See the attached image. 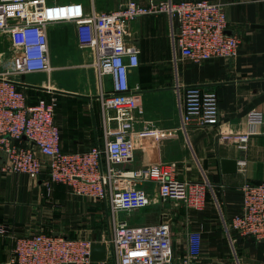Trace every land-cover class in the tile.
I'll list each match as a JSON object with an SVG mask.
<instances>
[{"label":"crops","instance_id":"obj_1","mask_svg":"<svg viewBox=\"0 0 264 264\" xmlns=\"http://www.w3.org/2000/svg\"><path fill=\"white\" fill-rule=\"evenodd\" d=\"M78 1L85 8L111 11L127 0H47ZM145 4L149 0H135ZM179 1V0H173ZM225 4L226 33L238 38L234 57H212L194 62L178 51L173 53L170 25L164 13L140 15L126 27V38L140 49L139 64L128 74L131 86H138L139 109L133 124L134 153L120 167L134 169L150 164L173 163L179 180L206 181V201L196 209L168 199L144 209L120 211L118 218L130 224L167 220L173 263L181 264H264V239L253 240L230 232L223 220L236 212L244 182L264 181V2L258 0H217ZM49 70L11 73L12 81L28 103L40 97L56 100L54 121L63 151H82L103 144V124L98 98L99 81L93 68L94 53L80 46L74 25L53 24L47 29ZM19 43L7 32L0 33V76L17 63ZM23 77V79H21ZM104 83V88L110 87ZM179 85V97L177 85ZM212 89L217 96L218 121L189 123L182 128L180 102L183 86ZM262 112L260 124L249 126L246 113ZM247 134L244 146L238 135ZM31 145L26 139L20 142ZM39 157L45 160L44 156ZM222 159L236 161L235 170L224 171ZM0 154V263L9 259L14 237L44 231L101 242L108 237L110 213L106 203L89 201L68 192L67 185H44L46 170L37 178L4 171ZM150 196L157 186L136 181ZM199 241V252L190 247Z\"/></svg>","mask_w":264,"mask_h":264},{"label":"built area","instance_id":"obj_2","mask_svg":"<svg viewBox=\"0 0 264 264\" xmlns=\"http://www.w3.org/2000/svg\"><path fill=\"white\" fill-rule=\"evenodd\" d=\"M264 2V0H258ZM224 2L217 0H149L145 4L127 0L111 11L85 8L78 1L0 0V33L7 32L21 55L9 71L0 76L1 168L7 172L37 178L46 170L44 185L62 183L73 194L106 203L111 230L105 242V257L91 259L90 239L38 231L14 237L9 259L0 264H172L173 252L167 220L130 224L120 220V211L130 212L158 200L173 199L196 209L211 189L206 181L179 180L176 167L150 164L134 169L120 167L133 157L135 111L139 109L138 86H131L129 72L138 66L140 49L126 38L128 23L140 15L164 13L170 25L173 53L178 51L194 62L212 57H234L239 40L226 33ZM74 25L78 44L93 49V68L99 81L98 98L103 124V144L82 151H63L54 121L56 100L27 96L9 77L11 73L49 70L47 29L53 24ZM110 87L104 88V79ZM177 94L179 97V85ZM214 90L198 85L183 86L180 102L182 128L189 123L218 121ZM249 126L262 122L259 110L246 113ZM23 137L31 145L20 142ZM240 147L247 134L237 136ZM44 156L45 160L39 157ZM136 181H151L157 195L150 196ZM230 232L253 240L264 239V181L244 182L236 212L223 220ZM7 228L0 224V235ZM190 252H199V241ZM181 264H187L183 259Z\"/></svg>","mask_w":264,"mask_h":264},{"label":"water","instance_id":"obj_3","mask_svg":"<svg viewBox=\"0 0 264 264\" xmlns=\"http://www.w3.org/2000/svg\"><path fill=\"white\" fill-rule=\"evenodd\" d=\"M23 79V77L21 78ZM15 85L28 86V87H36L43 89V87L37 85H30L24 83V81H12ZM25 139V137H23ZM221 165L224 167V171L232 172L235 170L236 161L231 159H222ZM105 257V242H93L91 245V259L93 260H101Z\"/></svg>","mask_w":264,"mask_h":264},{"label":"rangeland","instance_id":"obj_4","mask_svg":"<svg viewBox=\"0 0 264 264\" xmlns=\"http://www.w3.org/2000/svg\"><path fill=\"white\" fill-rule=\"evenodd\" d=\"M104 83H105L106 85L108 84V79H107V77L104 79ZM109 85H110V84H109ZM66 187L68 188V192L72 193L71 190H70V187H68V186H66ZM81 198L87 199V200H89V201H93V200L88 199V198H86V197H81ZM93 202H95V201H93ZM146 207H147V206H146ZM144 208H145V207L140 208V209H144ZM136 210H139V209H136ZM136 210H133V211H136ZM109 230H111L110 220H109Z\"/></svg>","mask_w":264,"mask_h":264}]
</instances>
